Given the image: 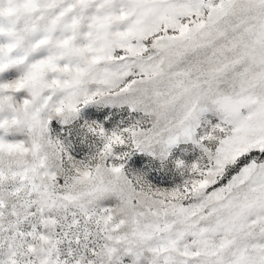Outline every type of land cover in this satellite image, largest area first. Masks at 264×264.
Returning <instances> with one entry per match:
<instances>
[{"label":"snow or ice","instance_id":"obj_1","mask_svg":"<svg viewBox=\"0 0 264 264\" xmlns=\"http://www.w3.org/2000/svg\"><path fill=\"white\" fill-rule=\"evenodd\" d=\"M13 67L0 264H264V0H0V72ZM103 99L141 119L90 127L103 147L74 160L49 122ZM182 138L202 155L171 189L114 151L164 158Z\"/></svg>","mask_w":264,"mask_h":264},{"label":"rangeland","instance_id":"obj_2","mask_svg":"<svg viewBox=\"0 0 264 264\" xmlns=\"http://www.w3.org/2000/svg\"><path fill=\"white\" fill-rule=\"evenodd\" d=\"M12 19L17 17L10 14ZM5 23L8 17H5ZM46 53L41 52L39 56ZM23 67H13L0 72V83L19 78L23 74ZM17 100L27 96L25 90L15 94ZM142 114L133 111L126 104L109 102L107 99L95 100L88 104L79 105L74 116H54L49 122V136L58 139L67 155L74 160H87L99 152L103 147V139L89 131L90 127L102 126L110 133L116 129H123L141 119ZM207 118L215 123V118L207 114ZM0 134H3L0 132ZM9 140L25 139L22 132H13L6 136ZM115 153L128 152L124 163L126 174L141 175L150 184L163 189H171L181 185L187 176L186 169L196 163L202 155L200 147L185 139H180L167 150V156L161 158L159 154L149 155L145 152L127 146L117 147ZM264 160V155L260 156ZM182 161L185 169L177 166Z\"/></svg>","mask_w":264,"mask_h":264},{"label":"clouds","instance_id":"obj_3","mask_svg":"<svg viewBox=\"0 0 264 264\" xmlns=\"http://www.w3.org/2000/svg\"><path fill=\"white\" fill-rule=\"evenodd\" d=\"M16 118L19 119V120H21V121H23V120L26 119V115H25V113L23 111H20V112H18L16 114Z\"/></svg>","mask_w":264,"mask_h":264}]
</instances>
